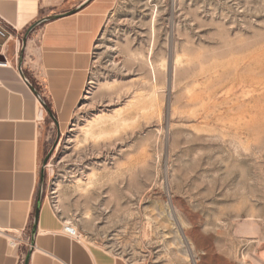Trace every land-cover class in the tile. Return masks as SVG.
I'll use <instances>...</instances> for the list:
<instances>
[{"label":"rangeland","instance_id":"rangeland-1","mask_svg":"<svg viewBox=\"0 0 264 264\" xmlns=\"http://www.w3.org/2000/svg\"><path fill=\"white\" fill-rule=\"evenodd\" d=\"M46 133L45 193L83 237L133 264H264V0H118Z\"/></svg>","mask_w":264,"mask_h":264},{"label":"crops","instance_id":"crops-1","mask_svg":"<svg viewBox=\"0 0 264 264\" xmlns=\"http://www.w3.org/2000/svg\"><path fill=\"white\" fill-rule=\"evenodd\" d=\"M117 1L0 0V17L22 37L36 25L21 43L19 68H0V264H133L82 235L67 236L52 197L40 201L44 105H52L59 129L71 119Z\"/></svg>","mask_w":264,"mask_h":264},{"label":"built area","instance_id":"built-area-1","mask_svg":"<svg viewBox=\"0 0 264 264\" xmlns=\"http://www.w3.org/2000/svg\"><path fill=\"white\" fill-rule=\"evenodd\" d=\"M22 41L20 33L0 17V68H19ZM64 232L71 238H80L77 227L71 222L65 224Z\"/></svg>","mask_w":264,"mask_h":264},{"label":"water","instance_id":"water-1","mask_svg":"<svg viewBox=\"0 0 264 264\" xmlns=\"http://www.w3.org/2000/svg\"><path fill=\"white\" fill-rule=\"evenodd\" d=\"M35 26H36V25H33L32 27L29 28V30L27 31V33H26V35H25V38L23 37L24 39L27 38V36H28V35L30 34V32L35 28ZM24 39H23V40H24ZM39 97H40V95H39ZM44 106H45V108H46V110H47L49 116L52 117V118L55 120L56 124L58 125L59 123H58V121L56 120L55 115L53 114V112L51 111V109L47 106L46 103H45ZM50 154H51V153H50ZM50 154L46 157L45 164H46L48 158L50 157ZM44 193H45V166L43 167V173H42V183H41V189H40V201L42 200Z\"/></svg>","mask_w":264,"mask_h":264},{"label":"trees","instance_id":"trees-1","mask_svg":"<svg viewBox=\"0 0 264 264\" xmlns=\"http://www.w3.org/2000/svg\"><path fill=\"white\" fill-rule=\"evenodd\" d=\"M46 104H47V106L51 109V111L54 113L53 107H52V105L50 104V102H49V101H46Z\"/></svg>","mask_w":264,"mask_h":264}]
</instances>
